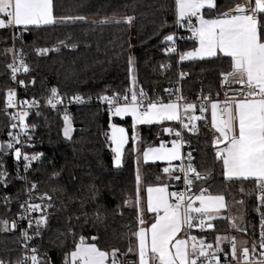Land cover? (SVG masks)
Segmentation results:
<instances>
[{
    "label": "trees",
    "instance_id": "1",
    "mask_svg": "<svg viewBox=\"0 0 264 264\" xmlns=\"http://www.w3.org/2000/svg\"><path fill=\"white\" fill-rule=\"evenodd\" d=\"M243 2L215 0V9L202 11L205 18H215L218 13ZM52 11L55 17L96 18L99 21L0 28V142L6 140L9 125V118L1 109L5 91L11 87L4 64L11 58V52L7 50L11 49L15 29L22 31L21 38L16 40V48L25 56L29 69L22 76V95L42 103L51 94V88L56 87L63 99L79 95L89 101L69 110L73 128L71 139L63 135V110L45 111L41 116L28 119L27 123L36 127L33 137L40 145L31 151H40L43 156L31 165L25 176L29 182H37L39 192L48 191L54 205L50 209L48 226L35 242V248L41 256L46 253L51 264H63L65 252L73 249L80 236L86 238L85 242H93L91 237L95 236L98 238L95 241L97 247L102 250L119 249L120 264H137L135 252L127 251L130 246L134 247L132 234L138 228L134 203L136 152L132 147L133 127L129 119H110L108 110L99 103L97 96L113 92L123 95L126 90H131L130 57L136 91L142 89L148 99L166 103L179 73L184 74L179 88L184 99L215 96L219 93L220 75L232 70L230 58L220 55L177 62L178 54H165L168 45L161 40L164 35L174 33L173 0H52ZM125 16L134 17L131 25L101 23L105 18ZM189 32L187 27L178 28L183 37L177 44L179 54L195 46ZM35 48L52 50L44 56H37L33 53ZM192 113L196 117L203 116V119L194 120L196 130H184L183 137L194 154V166L205 177L194 183L192 193L206 188L212 194L225 193L227 204L242 201V230L239 234L248 242V247L252 246L253 240L256 242L254 184L225 181L222 165L212 145L214 131L208 109L201 113L195 106ZM110 123L122 126L127 135L120 167H114L112 163L113 154L107 139ZM176 127L174 122L140 126L139 151L177 139L175 133L164 132V128ZM2 159L11 173L10 160ZM163 168L162 164H143V188L163 183L173 192L170 186L174 180L163 173ZM53 173L59 175L50 179ZM10 178L6 189L0 185V196L7 194L20 200L24 181L13 176ZM53 188L57 191L52 192ZM125 199L132 202L125 205ZM17 212V199L7 206L0 201V220L9 221L8 230H0V260L4 264L21 256L19 232L17 228H10ZM212 223L213 229L199 235L209 242H214L217 235L229 237L235 232L228 219H216Z\"/></svg>",
    "mask_w": 264,
    "mask_h": 264
},
{
    "label": "snow or ice",
    "instance_id": "2",
    "mask_svg": "<svg viewBox=\"0 0 264 264\" xmlns=\"http://www.w3.org/2000/svg\"><path fill=\"white\" fill-rule=\"evenodd\" d=\"M217 6L215 0H174V23L178 28L187 27L191 32V38L195 40V46L188 51L179 54V60L203 59L218 57L220 55L230 57L232 71L222 74V77L231 76L238 83L244 85L243 98L235 101L225 100L220 109L221 116L218 119L217 111L219 101L211 103V127L218 135H213L212 145L215 149V156L222 165V174L225 181H247L254 184L257 210L264 207V0H245L244 3L235 4L234 8L220 12L215 18H205L202 10H212ZM84 20V17L61 16L55 17L52 11V0H0V28L52 25L58 22ZM134 17L125 16L122 18H105L101 23H126L131 25ZM183 37H181L182 39ZM175 33L166 34L162 37L161 43L167 44L165 54L175 53ZM63 43V41H60ZM14 56L15 62L8 64L11 78L16 80V73L23 69L28 72V66L22 58V53L14 49H8ZM48 48L36 49L37 55H45ZM132 58H129V79L135 84L132 76ZM184 75V74H181ZM18 83L24 86V81ZM51 94L46 104L55 109L63 104V98L59 95L56 87H52ZM181 101L182 97H177ZM209 100V97H203ZM100 103H106L111 116L131 115L133 126L136 124H151L154 121H179L182 128H188L184 123L185 116L194 108L192 103H175L169 101L163 103L161 100H151L141 89L137 92L134 88L121 95L113 92L111 95H98ZM69 102L81 103L83 99L79 95L72 96ZM38 107V101L16 100L14 89H7L4 95V112L9 118L8 139L0 142V185L5 189L11 182L2 157L11 155L16 162L15 179L24 181V200L4 194L0 201L5 206L13 199H17L19 211L16 216L18 220L26 221L27 227L20 228V235L27 248L28 241L38 237L41 231L48 226V218L51 215L50 209L54 207L52 195L48 191L39 192L37 182H29L27 177L19 174V164L23 161V170L29 172L31 164L39 161L42 153L29 155L23 151L31 148L32 136L30 131L35 129L34 124L26 123L29 116V109ZM18 111L8 112V109ZM183 109V112L180 110ZM207 106L201 104L199 111L206 112ZM39 115V113H37ZM192 121L203 119V116H187ZM63 135L71 139L73 131L70 117L63 116ZM111 134L107 139L111 141L113 153L112 163L114 167L122 164L123 147L127 143L125 129L114 124H109ZM195 128V125L192 126ZM174 129L164 128V132L171 133ZM172 147L168 148L164 143L159 147H146L143 149V159L153 161H167L168 167L162 169L170 179L179 181L180 176L173 175L177 170L171 162L183 161L180 155L181 132L175 131ZM133 144L135 133H133ZM223 144V147L220 145ZM135 150V147L133 148ZM188 163L183 162L178 170L183 174L184 191L168 192L167 184L147 185L141 196V174L137 169L135 206L137 224L139 227L132 234L135 237V247L130 246L129 253L136 252L138 264H221V256L225 262L236 261V264H264V213L261 214L259 245L255 240L251 248L247 241L237 248L235 237L217 235L213 243H207L203 237L196 236L180 238V233L185 227L191 229L195 226L203 229H213L212 221L217 218L221 209L227 207L225 193L212 194L206 188H200L198 193L187 196L191 191L194 181L205 179L192 163L191 153L188 154ZM59 174L53 173L50 179H55ZM159 180L160 178L157 177ZM57 191L53 188L52 192ZM243 191V189H241ZM143 201V203H142ZM132 201L124 200L128 205ZM198 202V206H197ZM242 203V201H238ZM154 213L151 221L144 219V213ZM97 214V220L99 219ZM230 221L235 219L228 218ZM237 231H241L236 224L232 225ZM18 227L17 221L13 220L10 228L15 230ZM9 221L0 220V230H8ZM32 234L29 235V230ZM71 232V230H69ZM75 235L74 233H72ZM98 238L93 236L91 241L85 242L86 238L80 236L74 243L71 251L65 252L64 264H120L118 256L119 249L102 250L95 242ZM228 240L230 246L225 251L221 244ZM257 247L260 251L257 256ZM17 261V264H51L46 253L41 256L38 249H28ZM0 264L4 261L0 260Z\"/></svg>",
    "mask_w": 264,
    "mask_h": 264
},
{
    "label": "built area",
    "instance_id": "3",
    "mask_svg": "<svg viewBox=\"0 0 264 264\" xmlns=\"http://www.w3.org/2000/svg\"><path fill=\"white\" fill-rule=\"evenodd\" d=\"M174 20H175V16H174ZM174 33H175V36H176V41H175L176 52L175 53H171V54H178V59L176 61L179 62L180 60H179V53H178V49H177V44L181 40H183V38L181 39L182 35L180 33H178V27L175 25V23H174ZM21 36H22V31L21 30H19V29L13 30V37L11 39L12 40L11 49H14L15 51H19L16 48V40L19 39V38H21ZM190 39H191V41L195 42L194 39H192V38H190ZM36 49H38V48H35L33 50V53L37 55ZM50 50H52V49H49V51ZM10 54H11V58H10L9 61H7L4 64V67L7 70L8 79H9V82L11 83V87L10 88L11 89H14L15 92H16V100H17V103L19 104V101H21V100H32L33 98H30V97H27V96L22 95V92L21 91H22L23 86H21L18 83V81L22 80V76L25 73L23 71V69L19 70L16 73V80L15 81L11 78L10 69H8L6 66L8 64L14 63L15 60H14L13 54L12 53H10ZM37 56H44V55H37ZM22 58L25 61V63L27 64V60H26L25 56L22 55ZM229 72H231V71H229ZM229 72H227V73H229ZM227 73H223V74H227ZM181 74L182 73L177 74L178 75L177 76V80L174 83V91L167 98L166 103H168L169 101H172V102H175V103H192L194 106H198L200 108V105L202 103L205 104V105L206 104H210L211 105L212 102L219 101L220 103L218 104L217 114H220L221 115L220 109L223 107V102L225 100L235 101V100H238V99H242L243 98V91H246V89L244 88V85H242L240 83L232 82L231 81V76H228L227 78H224V77H222V74H221L220 77H219V80H218V86H219V93L218 94H216L215 96H208L210 98L209 100H204L200 96H196L194 99H191V100L190 99H184L181 96V93H180L181 91L179 89L180 88V80L184 77V75H181ZM177 97H182V100L181 101H177V99H176ZM70 98L63 99V101H64L63 104L58 105L55 109H53L51 106L47 105L46 102H42L41 103L39 100L36 99L38 101V107H32L31 109H29V113L30 114L26 118V123L28 122V119L29 118L41 116L43 114V112H45V111H49V112L55 113V112H57L59 110H63L64 111V115L65 114L68 115L69 110L71 108L77 107V106H81V105H84V104L89 103V101H86L84 98H82L83 99V102H81V103L69 102L70 101ZM100 104L103 105V106H105L106 110H108V106H107L106 103H100ZM3 109H4V106L1 109L4 112ZM18 110H19V108H17V109H11L10 108V109H8V112L18 111ZM37 113H39V115H37ZM189 115L190 116H194L193 113H190V112L185 116L184 123H187L188 124V128H182L181 123L179 121H177V127L174 128V131H173V133H175V131H180L181 132V137H180L181 146H180V148H181V157L183 158V161L179 160V162L176 164L177 165L176 175L177 176H180L181 179L179 181L174 180V182L171 184L170 187L173 190V192H175V191H184L185 190V186H184V183H183V174L178 170L179 166L181 165L182 162L185 165L189 162L188 161V154L189 153H191V156H192V163H193V160H194V158H193L194 157V154H193L192 150L190 149L189 145L186 143V141L184 140V137H183V131L184 130L185 131H191V132H194L196 130V127L195 128L192 127L193 125H195L194 120L190 121V120L187 119V116H189ZM34 130H36V127H35ZM34 130L30 131V133H29V135L32 136V145H33V147L23 149V151L27 152L29 155H31L33 153H37V152H32L31 150H34L35 148H38L40 146L39 143H38V141L35 140V138L33 137ZM7 132H6V140L8 139ZM171 142L172 141L168 140V141H166L165 145L166 146H169V145L172 144ZM38 153H42V152L39 151ZM4 157H6V158H8L10 160V162H11V164H12L13 167H12L11 173L9 171L8 172H9V175L10 176H13L15 178V176H16V169H17L16 162L11 158L10 153H9V155L4 156ZM36 162L37 161H34V162H32V164H35ZM19 174H20L21 177H24L25 176V172L23 170V161L22 160H21V162L19 164ZM195 182H198V181H194V183ZM192 194H194V193H192V188H191V191L190 192H187L186 195L187 196H191ZM25 198L26 197H25V195L23 193V196H22V198L20 200L22 201ZM197 206H198V202H197ZM255 209H256V244L258 246L259 245V233H260V230H261L260 229V221H261V218H262L261 214L264 213V207H261L259 210H257V201H256V199H255ZM18 211H19V206H18ZM16 221H17V224H18V227H17V230L19 232L18 235H20V228L27 227V222L26 221L18 220L17 217H16ZM195 223H198V220L194 222V226L191 229H189L187 227L184 228L186 238H187V236H196L197 239H199V238H201V236H199L200 234H202L205 231L211 230V229H208L206 226L203 229L198 228V227L195 226ZM43 230L41 231V233L43 232ZM31 234H32V230L30 229L29 230V235H31ZM39 238H40V236L34 237L31 241H28L27 242L28 243V246H27V248H25L23 246L24 245V241H23V239H22V237L20 235V242H19V247H20L19 249H21V256H20V258L18 260H16V261L7 262L5 264H17V261H19L22 258V256H24L25 254H29L30 255V253L28 252V249H31V248L35 247V242ZM205 241L207 243H213L211 241L210 242L207 241L206 239H205ZM229 246H230V243H229L228 240H226L224 243L221 244V247L225 251L228 250ZM249 248H251V246H249ZM259 251H260V249H259V247H257V256H258ZM220 256H221V264H228V262H225L223 260V253H221ZM229 261H230V264H236V261H231L230 260V257H229ZM27 264H30V261H28Z\"/></svg>",
    "mask_w": 264,
    "mask_h": 264
},
{
    "label": "crops",
    "instance_id": "4",
    "mask_svg": "<svg viewBox=\"0 0 264 264\" xmlns=\"http://www.w3.org/2000/svg\"><path fill=\"white\" fill-rule=\"evenodd\" d=\"M244 2H245V0H244ZM243 2V3H244ZM40 26H48V25H40ZM21 28H24L23 26H20ZM20 27H11V28H20ZM28 27H34V26H32V25H30V26H28ZM190 34H191V32H189ZM191 36H192V34H191ZM211 58H213V57H211ZM230 58V57H229ZM203 59H209V58H203ZM190 60H201V59H199V58H197V59H190ZM185 61H189V60H185ZM232 71V70H231ZM231 81L232 82H236V83H238L236 80H234L232 77H231ZM135 90H137V88L135 89ZM166 104V103H165ZM194 108H195V106H194ZM194 108L190 111V113H192L193 112V110H194ZM207 109H208V112H209V118H210V125H211V106H210V104H207ZM181 112H183V109H181L180 110ZM220 114H217V117H218V119L220 118ZM109 117H110V115H109ZM112 118H115V119H119V120H122V119H129L130 121H131V123H132V127H133V133H135V137H136V139H135V142H134V144H133V148L135 147V152H136V157H135V171H136V168H137V166H139L140 167V169H141V166L143 165V164H162L164 167H168L169 166V162H167V161H153V160H148L147 162H145L144 161V159H143V150L142 151H139V132H138V129H139V127L140 126H143V125H152V124H159V123H162V122H174V123H177V121H167V120H163V121H154L153 123H151V124H136L135 126H133V121H132V117H131V115H125V116H123V117H120V116H111L110 117V119H112ZM111 124H114V123H111ZM114 125H116V124H114ZM116 126H118V127H122V126H119V125H116ZM123 128V127H122ZM212 128V127H211ZM213 131H214V134L215 135H218L217 133H215V130L213 129ZM126 132V131H125ZM111 134V128L109 127L108 128V131H107V137H108V135H110ZM125 136H126V140H127V135H126V133H125ZM132 137H133V135H132ZM133 140V139H132ZM109 141V140H108ZM109 143H110V147H111V141H109ZM127 144V143H126ZM126 144L124 145V146H126ZM160 146V145H159ZM159 146H157V147H159ZM166 147H168V148H171L172 147V144L171 145H169V146H166ZM220 147H223V144H221L220 145ZM124 148L125 147H123V151H124ZM179 151H180V155H181V148L179 149ZM113 154V153H112ZM122 156H123V154H122ZM179 162V160H175V161H172L171 162V164L172 165H176L177 163ZM143 186H142V183H141V196L142 197H144L145 196V193H144V191H143ZM168 192H172L170 189H168ZM142 203H143V201H142ZM234 203V202H233ZM238 202H235V205H234V208L233 209H237V210H240V212L242 213V204L241 203H238ZM227 207L225 208V209H221L220 210V213H219V215L217 216V218L216 219H228L229 217H227ZM155 214L154 213H147L146 211H145V213H144V219L146 220V221H151V219H152V217L154 216ZM242 215H243V213H242ZM241 215V222H240V224L238 225L239 226V228L241 229V224H242V216ZM215 219V220H216ZM229 220V219H228ZM230 221V220H229ZM230 222H232V221H230ZM138 227H139V225H138ZM233 227V226H232ZM238 232H241V231H238ZM178 236L180 237V238H186V235H185V230L183 229L180 233H178ZM223 237V236H222ZM230 238V237H229ZM225 242V241H224ZM223 242V243H224ZM134 247H135V244H134ZM237 248L239 249L240 247H239V245L237 246ZM135 254H136V262H137V264H138V255H137V253L135 252ZM63 264H64V261H63Z\"/></svg>",
    "mask_w": 264,
    "mask_h": 264
},
{
    "label": "rangeland",
    "instance_id": "5",
    "mask_svg": "<svg viewBox=\"0 0 264 264\" xmlns=\"http://www.w3.org/2000/svg\"><path fill=\"white\" fill-rule=\"evenodd\" d=\"M103 20V19H102ZM85 21H99L98 19L96 18H91V19H87V18H84V20H74V21H68V22H58V23H55V24H64V23H71V22H85ZM133 71V70H132ZM134 77V74L132 75ZM136 89L137 88V85H136V82L135 84L131 83V89ZM137 169H139L140 171V174H141V169L139 166H137L136 168V174H137ZM238 204V203H237ZM234 205H235V202H231V203H228L227 204V217H232V218H235L233 220H231V225L236 224L237 226L240 224L241 222V215L242 213L240 212V210H237V209H233L234 208ZM239 227V226H238ZM234 228V227H233ZM235 232L234 234L230 235L229 237H235L236 239V242H237V246L239 245V247H241L243 245V243L245 242V240H243L244 238L242 237V235L239 234V232L237 231L236 228H234Z\"/></svg>",
    "mask_w": 264,
    "mask_h": 264
},
{
    "label": "water",
    "instance_id": "6",
    "mask_svg": "<svg viewBox=\"0 0 264 264\" xmlns=\"http://www.w3.org/2000/svg\"><path fill=\"white\" fill-rule=\"evenodd\" d=\"M12 230V229H11Z\"/></svg>",
    "mask_w": 264,
    "mask_h": 264
}]
</instances>
